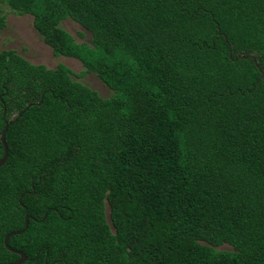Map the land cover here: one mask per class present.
I'll list each match as a JSON object with an SVG mask.
<instances>
[{
  "label": "trees",
  "instance_id": "16d2710c",
  "mask_svg": "<svg viewBox=\"0 0 264 264\" xmlns=\"http://www.w3.org/2000/svg\"><path fill=\"white\" fill-rule=\"evenodd\" d=\"M3 6L111 94L0 51V264H264V0Z\"/></svg>",
  "mask_w": 264,
  "mask_h": 264
},
{
  "label": "rangeland",
  "instance_id": "374dc122",
  "mask_svg": "<svg viewBox=\"0 0 264 264\" xmlns=\"http://www.w3.org/2000/svg\"><path fill=\"white\" fill-rule=\"evenodd\" d=\"M2 13L5 16V27L0 31V51L12 50L30 64H40L49 69L54 68L57 64H62L72 72V80L94 90L101 98H107L111 94L92 74L75 77V75L83 71V68L76 60L53 56L51 50L43 44L41 38L32 27L31 16L16 15L5 6L2 7ZM59 27L72 36L77 43L81 41L87 42L90 38L87 32L68 19L61 21ZM78 32L84 34L82 39L77 36ZM219 249L227 250L228 248L223 246Z\"/></svg>",
  "mask_w": 264,
  "mask_h": 264
},
{
  "label": "water",
  "instance_id": "95a60500",
  "mask_svg": "<svg viewBox=\"0 0 264 264\" xmlns=\"http://www.w3.org/2000/svg\"><path fill=\"white\" fill-rule=\"evenodd\" d=\"M227 57H228L229 60L231 59L230 52L229 51H228V56ZM237 59L238 60H241V59H244V60H252L254 66L257 67L255 65V61L253 60V58L251 56H240ZM257 70L259 71L258 68H257ZM259 79L264 82V73H262L261 71H259ZM29 107L30 106L27 105L24 110H26ZM3 115H4V112H3L2 116ZM17 117H19V115H17ZM15 121H16V118H14V119H12V121L4 124L3 129H2V131L0 133V145H1V148H2V155L0 157V167L4 164V162H5L6 158H7V148H6V145L4 143V135L6 133L7 127L11 123H13ZM27 222H28V216L25 215L24 216V219H23V229L21 231H13V232L7 233L6 235L3 236V238H2V244L6 248V250L18 256V259L16 261L11 262V263H5V264H22L23 262L27 261V258L21 252L12 250V249H10V248H8L6 246V240L9 237L17 236V235L23 233L26 230V228H27Z\"/></svg>",
  "mask_w": 264,
  "mask_h": 264
}]
</instances>
